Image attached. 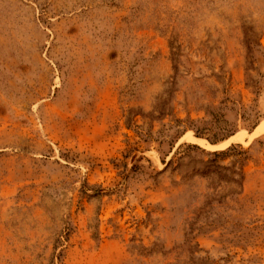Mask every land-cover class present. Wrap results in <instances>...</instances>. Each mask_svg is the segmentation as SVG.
I'll return each mask as SVG.
<instances>
[{
  "label": "rangeland",
  "instance_id": "1",
  "mask_svg": "<svg viewBox=\"0 0 264 264\" xmlns=\"http://www.w3.org/2000/svg\"><path fill=\"white\" fill-rule=\"evenodd\" d=\"M0 264H264V0H0Z\"/></svg>",
  "mask_w": 264,
  "mask_h": 264
},
{
  "label": "bare ground",
  "instance_id": "2",
  "mask_svg": "<svg viewBox=\"0 0 264 264\" xmlns=\"http://www.w3.org/2000/svg\"><path fill=\"white\" fill-rule=\"evenodd\" d=\"M240 140H241V136H240ZM198 143L204 147H207V148L209 147V149H213V146L212 147L208 146L204 141H198Z\"/></svg>",
  "mask_w": 264,
  "mask_h": 264
},
{
  "label": "trees",
  "instance_id": "3",
  "mask_svg": "<svg viewBox=\"0 0 264 264\" xmlns=\"http://www.w3.org/2000/svg\"><path fill=\"white\" fill-rule=\"evenodd\" d=\"M229 150H230V148H229ZM216 154V156H218L219 154H217V153H215ZM220 154H224V152H222V153H220Z\"/></svg>",
  "mask_w": 264,
  "mask_h": 264
}]
</instances>
